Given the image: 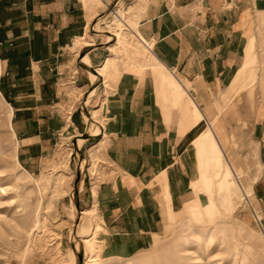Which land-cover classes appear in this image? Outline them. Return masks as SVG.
Masks as SVG:
<instances>
[{
	"label": "crops",
	"instance_id": "crops-1",
	"mask_svg": "<svg viewBox=\"0 0 264 264\" xmlns=\"http://www.w3.org/2000/svg\"><path fill=\"white\" fill-rule=\"evenodd\" d=\"M260 13L264 0H146L138 32L184 99L152 69L124 73L109 89L91 80L89 70L108 60V41L90 35L99 8L86 0H0V86L18 162L39 173L64 131L83 142L78 151H101L99 177L80 185L78 204L99 215L104 258L146 250L196 198L195 143L240 88L249 26ZM83 40L88 44L80 48ZM189 100L202 116L198 124ZM233 102L242 154L253 150L261 167L252 191L264 215V95ZM98 113L103 124L93 121L99 132L90 133L89 117Z\"/></svg>",
	"mask_w": 264,
	"mask_h": 264
},
{
	"label": "rangeland",
	"instance_id": "rangeland-1",
	"mask_svg": "<svg viewBox=\"0 0 264 264\" xmlns=\"http://www.w3.org/2000/svg\"><path fill=\"white\" fill-rule=\"evenodd\" d=\"M86 1L99 8L90 35L101 37L97 43L108 41V60L89 70L92 81L109 89L124 73L142 75L152 69L167 91L187 97L138 32L146 0ZM117 14L126 23L116 39L111 34L116 32ZM249 39L240 88L225 98L228 103L218 106L219 117L209 121L207 131L195 143L201 173L194 185L196 199L168 219L164 233L153 237L150 247L126 259L101 257L93 250L94 240L89 248L83 245L93 238L101 220L96 210L80 215L85 209L78 204V193L87 178L99 177L101 151L83 148L80 152V138L60 132L54 154L42 170L35 175L27 172L18 162L8 117L11 111L0 86V264H264V215L252 191L261 167L253 150L242 154L245 137L237 129L241 122L233 102L244 96L256 101L264 95V13L250 23ZM87 44L86 40L77 43L80 48ZM189 104L193 122L198 124L202 116L190 100ZM93 115L89 131L98 133L95 122L103 124L101 113ZM209 131H214L220 143L221 158L213 154L215 141L207 138ZM223 180L228 185L222 186Z\"/></svg>",
	"mask_w": 264,
	"mask_h": 264
},
{
	"label": "bare ground",
	"instance_id": "bare-ground-1",
	"mask_svg": "<svg viewBox=\"0 0 264 264\" xmlns=\"http://www.w3.org/2000/svg\"><path fill=\"white\" fill-rule=\"evenodd\" d=\"M92 1V0H91ZM99 19V18H98ZM104 19V18H103ZM101 20V19H100ZM123 23H126L125 21L123 22V19H122V17H120L118 14H117V16H116V21H114L113 22V24H117L116 25V32L115 33H112L111 35L114 37V38H118L119 36H120V33H118V32H120L121 30H122V28H121V25L123 24ZM110 27V26H109ZM98 29H101L100 28V26H98ZM110 39H112V38H110ZM105 67H106V65H105ZM104 67V68H105ZM98 76V75H97ZM99 78H101V76L99 75V77H96V79L98 80ZM197 92V91H196ZM10 116H11V112H10V114H9V119H10ZM208 137V139H210L212 142H216V145H215V142H214V150H213V154L217 157V158H221V154H222V150L220 149V143H219V141H218V139H217V137H216V135H215V133H214V131H209V132H207V134H206ZM206 137V136H205ZM214 139V140H213ZM81 144H82V142H81ZM229 170H230V173H233V170H231V167L229 168ZM82 173V172H81ZM234 174V173H233ZM221 185L222 186H226V185H228L227 184V181L226 180H223L222 181V183H221ZM99 195V194H98ZM199 195V194H198ZM99 197V196H98ZM196 199V198H195ZM202 206V205H201ZM91 212L92 211H85V212H83V213H81L80 215L81 216H85V214L86 213H88V214H91ZM103 230H104V228H103V224L102 223H100L99 225H97V227H96V230H95V233H94V236H93V238L92 239H90V240H86L85 242H83V245L85 246V248L86 247H88V245L89 244H91V241L92 240H94L95 242H94V248H93V250H95L96 251V253H100L101 254V257H103L102 256V253H103V249H102V247H98V235L99 234H101L102 232H103ZM161 243V242H160ZM106 245V244H105ZM95 246H97V247H95ZM104 246V245H103ZM89 248V247H88ZM101 248V249H100ZM105 248H106V246H105ZM71 256V258L74 256L73 254H71L70 255ZM235 257H236V254L234 255V260H235ZM233 260V259H232ZM233 260V261H234Z\"/></svg>",
	"mask_w": 264,
	"mask_h": 264
}]
</instances>
